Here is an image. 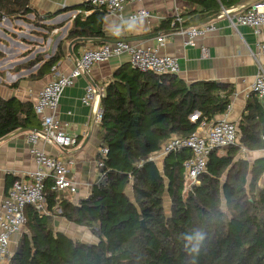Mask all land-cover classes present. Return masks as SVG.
Listing matches in <instances>:
<instances>
[{"label": "trees", "instance_id": "obj_1", "mask_svg": "<svg viewBox=\"0 0 264 264\" xmlns=\"http://www.w3.org/2000/svg\"><path fill=\"white\" fill-rule=\"evenodd\" d=\"M197 1L207 16L218 11V0ZM86 8L92 6L86 3ZM32 11L30 0H0V14L8 17ZM49 17L50 13L36 14L35 19L40 23ZM103 20L98 10L84 20L77 17L69 38H105ZM60 57L61 48L48 66ZM233 92L228 83H187L176 73L124 65L101 99L98 137L108 152L97 156L103 166L90 194L72 202L48 180V214L26 208L28 231L22 233L8 264H264V185L259 182L264 159L256 160L251 169L246 160L236 159L241 147L264 149V103L258 97L247 102L237 124V144L223 148V154L218 153L222 148L212 150L200 182L190 189H185L184 168L192 156L189 148L168 153L162 169L150 158L171 137H187L226 113ZM40 127L32 102L0 95V138L19 128ZM16 179H9V188ZM53 213L86 227L96 241L55 231ZM195 231L203 232L205 239L197 253H190L184 237Z\"/></svg>", "mask_w": 264, "mask_h": 264}, {"label": "crops", "instance_id": "obj_2", "mask_svg": "<svg viewBox=\"0 0 264 264\" xmlns=\"http://www.w3.org/2000/svg\"><path fill=\"white\" fill-rule=\"evenodd\" d=\"M249 1L218 0V11L208 16V11H204L206 8L197 0H142L128 3L124 20L115 15H104L105 38L76 36L75 38L98 39L75 43L70 49V43L75 38H69V34L74 28L75 19L79 17L84 20L94 11L86 8L88 0H30L32 12L24 17H8L5 21H0V95L35 104L39 92L48 82L75 67L83 47L100 45L103 40L157 34L153 38L133 42L155 47L161 54L176 56L180 66L177 75L187 83L218 81L231 84L234 87L231 105L226 113L218 115L215 120L226 118L237 125L250 99L258 97L262 101V97L251 90V85L258 72L259 62L255 56L259 51V43L264 44V26L258 37L252 27L232 25L223 15L222 8H234ZM140 7L150 10L151 17L130 21V14ZM48 13L50 17L40 23L52 26L51 30L40 26L39 20L35 19L36 14L44 17ZM201 14L204 17H199ZM215 14H218V17L212 21L217 25V29L201 38L196 46L186 45L183 36L177 33L179 26H173L176 16L183 18L184 26H189ZM173 18L175 19L171 21ZM59 35L61 39H56ZM160 35L167 36L164 45L158 41ZM204 46L207 48L206 54L202 52ZM59 48L61 57L51 68L48 61L58 53ZM259 59L264 67V52L259 55ZM126 64H130L127 55L95 64L79 77L75 84L64 90L59 115L68 123V133L78 138L76 145L60 148L49 142H41L47 152L75 161L72 172L79 182V189L76 194L66 198L72 202L77 203L90 194L100 173L97 159L101 148L98 137L99 121L95 119L93 122L95 100L89 104L83 102L86 88L92 84L96 91L100 92L98 107L101 110V99L105 95L106 86L114 80L115 73ZM210 124L211 122L206 123L204 127L200 126L198 131L203 132ZM28 134L29 131H26L10 135L6 139L0 138V207L9 188V179L28 178L29 173L36 168L35 158L27 140ZM224 152L223 148L218 151L219 154ZM239 158L246 160L251 169L256 160L264 159V149L250 150L241 147L236 159ZM250 176L251 174L249 178ZM45 213L48 214V211ZM50 215L55 231H62L86 242L96 241L86 227L68 221L59 213ZM26 231L28 229L25 226L12 236L11 256L18 247L22 233ZM79 233H88L93 239H82Z\"/></svg>", "mask_w": 264, "mask_h": 264}, {"label": "built area", "instance_id": "obj_3", "mask_svg": "<svg viewBox=\"0 0 264 264\" xmlns=\"http://www.w3.org/2000/svg\"><path fill=\"white\" fill-rule=\"evenodd\" d=\"M142 0H88L92 9L102 12L104 15H115L124 20V11L128 3L141 2ZM223 15L232 25H245L252 27L259 37L264 26V0H257L247 8L233 10L222 8ZM151 12L145 7L135 9L129 16L130 21L150 18ZM8 18L0 14V21ZM173 26H179L178 34L184 38V43L196 46L198 41L207 34L215 31L217 25L209 21L197 26H184V20L176 16ZM166 35H160L158 41L165 44ZM203 54L207 48L202 47ZM264 52V44L259 43V51L255 58L259 62L257 75L251 85V90L259 97L264 96V67L260 64L259 55ZM127 55L130 65L141 71H152L157 74L178 73L180 70L178 58L173 55L161 54L155 47L142 45L132 41L104 42L100 45H87L81 50V57L75 67L61 73L55 79L48 82L39 92L34 109L41 121V127L29 131L28 143L35 158L36 168L29 173L28 178L14 180L0 207V264H8L11 253L10 243L12 236L20 232L27 224L25 210L32 206L40 213L46 210V182L52 181V189L69 198L76 194L79 182L72 172L75 161L66 159L47 152L41 142H49L60 148L76 145L78 138L67 131L68 123L59 115V105L64 90L75 84L77 79L87 73L95 64L107 62L112 58ZM96 89L92 84L86 88L83 102L89 104L96 98ZM197 115V114H196ZM192 115V118L196 117ZM102 110H98L96 120L100 122ZM203 123L201 127H204ZM238 142V127L229 119H219L211 124L203 132L196 131L187 137L173 136L165 142L162 149L152 154L151 159L165 157L168 153L189 148L192 156L184 162L185 189L188 190L194 184L200 182V175L206 170L207 161L212 150L225 148ZM106 147L100 148V154L105 156ZM156 161V160H155ZM98 166H103V161L98 160ZM61 213V209L58 210Z\"/></svg>", "mask_w": 264, "mask_h": 264}, {"label": "water", "instance_id": "obj_4", "mask_svg": "<svg viewBox=\"0 0 264 264\" xmlns=\"http://www.w3.org/2000/svg\"><path fill=\"white\" fill-rule=\"evenodd\" d=\"M257 0H250L249 2L245 3L244 5H241V6H235L234 8H231L233 10H240V9H244V8H247L249 5H251L253 2H255ZM218 17V14H215L213 16H210L200 22H196V23H193L189 26H197V25H201L203 23H206V22H209V21H212L214 19H216ZM157 36V34H149V35H142V36H136V37H132V38H120V39H115V40H103V43L104 41L105 42H116V41H140V40H146L148 38H153ZM60 38V35L57 36L56 39H59ZM61 39V38H60ZM87 39H98V38H83V37H78V38H75L71 41L70 43V49L72 48L73 44H77L79 42H83V41H86ZM61 43V42H59ZM100 97H101V94L100 92H96V98H95V101H94V118H93V122L95 121L96 119V114H97V111L99 110V107H98V104H99V101H100ZM262 102H264V96L262 97ZM196 113L193 114L196 115ZM31 130H34V129H31V128H19L11 133H9L8 135L4 136V139L8 138L10 135H15V134H18V133H22V132H26V131H31ZM260 185H264V173L262 175V177L260 178ZM144 224V222H143Z\"/></svg>", "mask_w": 264, "mask_h": 264}, {"label": "clouds", "instance_id": "obj_5", "mask_svg": "<svg viewBox=\"0 0 264 264\" xmlns=\"http://www.w3.org/2000/svg\"><path fill=\"white\" fill-rule=\"evenodd\" d=\"M184 239L186 241L185 248L190 253H197L201 243L205 239V234L201 231H195L192 235H185Z\"/></svg>", "mask_w": 264, "mask_h": 264}, {"label": "rangeland", "instance_id": "obj_6", "mask_svg": "<svg viewBox=\"0 0 264 264\" xmlns=\"http://www.w3.org/2000/svg\"><path fill=\"white\" fill-rule=\"evenodd\" d=\"M163 156L161 157H157L155 160L156 162L158 163V165L160 166V168L162 169V162H163ZM170 208H171V201H170V198L168 195H166L165 197V209L166 211L169 213L170 212ZM82 232V231H81ZM81 234V233H79ZM82 239H87V240H91L93 239V236L92 235H88V233L85 235V234H81L80 235ZM80 239V238H79Z\"/></svg>", "mask_w": 264, "mask_h": 264}]
</instances>
